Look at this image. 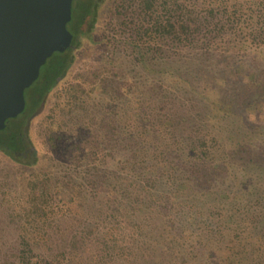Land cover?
I'll use <instances>...</instances> for the list:
<instances>
[{"label":"trees","instance_id":"obj_1","mask_svg":"<svg viewBox=\"0 0 264 264\" xmlns=\"http://www.w3.org/2000/svg\"><path fill=\"white\" fill-rule=\"evenodd\" d=\"M99 19L103 23L99 28L100 37L95 38L93 31ZM66 28L71 34L69 45L63 50L52 51L44 59L36 77L23 88V108L14 116L5 117L3 126L0 127V151L13 161L28 167L34 166L38 161L28 134L30 117L36 113L48 91L66 74L77 46L83 42L101 41L111 58H130L133 69L151 71L154 65L164 67L175 64L171 69L177 71L180 70L179 64L189 65L195 58L220 54L219 50L239 48L244 53L247 49L264 44V0H71ZM167 73L174 76H169L170 82L167 84H162L164 82L159 78L162 83L157 86L160 97L158 104L163 109L164 100H167L170 108L153 116L158 121L154 128H157L156 131L151 137L145 133L128 132L127 148L122 150L123 158H118L121 164H110L109 176L113 181L110 184L111 192L116 194L113 193L111 198L96 199L94 202L98 208L95 211L90 210V202L82 205L86 211L79 219V225L76 229L69 228L68 231L73 230L64 237L65 234H57V228L62 227L50 224L43 216L46 215L44 208L55 213L57 203L51 199L52 189L66 181L52 183V173L48 166L39 172L30 171L24 183L28 190L25 205L27 209H24L23 215L14 212V207H10L8 212L9 219L18 226L16 240L22 241L13 246L0 247V264H86L83 263L84 258H88L89 264H125V261L126 264L128 261L132 264V257L136 258L134 264H153L148 260L149 255L154 257V261L161 258L160 264H172L162 246L167 244L166 237L170 241L177 236L182 240V232L193 234L197 241L211 238L222 228L232 233H241L245 238H249V232L257 228L259 231L256 234L264 236V211L251 209L254 203L262 206L264 195L255 196L256 189L247 179L253 178L252 175L249 177L251 171L256 172L254 176L257 178L264 176V124L260 125L262 129L256 134L245 131L244 135H237L235 131L228 129L223 133L220 126L214 127L212 123L204 121L206 128L196 133L198 131L191 129L192 122L197 119L191 118V107L184 109L174 103L186 91L178 83L179 77L184 78L183 73L181 74V70L176 74L174 71ZM234 74L231 70L229 78ZM239 76L244 85L249 83V73ZM114 78L117 80L115 74ZM142 80L144 81L138 79ZM98 81L93 78L89 82H95V85ZM106 83H103L104 90ZM113 88H116L115 85ZM101 90L99 96L113 97L109 91L106 90L104 94L103 89ZM200 91L204 92L202 88ZM227 94L229 93L226 92L225 96ZM240 97L247 105L253 101L245 96ZM146 106L140 102L138 107L147 116L146 113L150 110L145 109ZM179 109L185 110L186 114L183 115V111ZM221 109L230 114L229 110ZM138 112L137 110L136 114ZM231 117V125L234 118L237 122L242 121L239 117ZM225 120L223 127L227 128L230 121L226 117ZM221 135L224 137V144L220 143ZM238 142L241 146L239 150L236 147ZM86 153L85 150L78 149L71 153V159L82 160ZM90 155L96 162L101 159L100 150H92ZM110 156L113 159L111 153ZM225 157L233 161L230 167L234 171L225 172L217 164ZM238 164L241 168L236 172ZM97 169L95 166L82 168L81 177L86 174L94 178L103 176ZM218 170L224 175L232 176L235 181L242 179L239 182L242 184H245L246 179L251 185H245L243 190L238 189L232 195H225L226 202H222L223 191H212L209 188L211 184H218L215 183L218 181L215 174L220 175ZM82 186L84 187V180H80L78 189ZM34 189H38L37 194L33 193ZM170 198L177 202V209L171 207L168 210L170 205L167 202H170ZM240 199H244L242 217L235 223L233 202L238 203L242 201ZM194 213L206 214L205 220L200 221L202 226H198ZM89 214L93 217L90 218ZM164 214L169 219L188 214L185 217L188 223L180 226L181 234L178 233L177 236L166 232L169 229H165L164 225L168 220L162 221L161 227L158 224L161 242L160 247L155 249L148 240L158 242V239L147 236L146 218L152 220L154 216L164 217ZM109 216L117 217L114 218L116 221H112L117 223L116 227L105 226L104 218L107 220ZM36 222H40L41 226ZM93 222H103V230L94 227ZM23 223L30 224L32 231H29V235H26ZM110 230L121 232V235L115 238ZM57 238L65 240L66 244L53 243ZM28 239L32 242H28Z\"/></svg>","mask_w":264,"mask_h":264},{"label":"rangeland","instance_id":"obj_2","mask_svg":"<svg viewBox=\"0 0 264 264\" xmlns=\"http://www.w3.org/2000/svg\"><path fill=\"white\" fill-rule=\"evenodd\" d=\"M102 23L103 20L99 19L95 25L93 31L95 38L100 37L99 28ZM235 49L230 51L219 50L220 54L204 55L193 59L189 65H178L184 77H179L178 83L183 85L182 87L186 91L181 94L179 100L175 99L174 103L184 109L188 106L191 107L193 112L191 118H197L195 122H192L191 129L198 131L196 133H200L201 129L206 128L203 125L204 121L207 124L212 123L214 127L220 126L223 133L228 129L235 131L237 135H244L245 131H251L253 135L262 129H260V125L264 124V44L257 48L247 49L244 53L239 48ZM73 55V62L66 74L48 91L42 104L28 122V134L38 156L37 163L28 167L13 161L0 151V247L13 246L22 241L16 240L18 226L9 219L8 212L11 210L10 207H14V212L23 215L24 209H27L25 205L28 200V190L24 183L30 171L39 172L48 166L52 173L50 175L52 183L58 182L60 184V182L66 181L64 184H60L58 188L52 189L51 199L56 200L57 203L55 213L44 208L46 215L43 216V219L49 220L50 224H58L62 227L57 228V234H61V236L65 234L64 237H66L71 233V230L76 229L79 225V219L85 214L86 208L82 205L90 202V210L95 211L98 208L97 203L94 202L96 199L111 198L115 193L111 192L110 184L112 185L113 181L109 176L108 169L111 167V163L121 164L118 158H123L122 150L127 148L126 134L128 132L133 134L145 133L151 137V134L156 131L157 128H154L158 123L153 119V116L170 108L168 101L164 100L163 109H160L157 86L158 83H162L159 82V78L164 82L162 84L170 82L169 76L174 75L167 73L168 71H174L175 74L180 72L179 69L177 71L171 69L176 66L175 64L164 67L154 65L151 71L140 68L133 69L130 58L126 56L111 58L112 56L101 44V41L83 42L74 49ZM231 70L235 74L229 78ZM246 73H249V83L244 85L239 75ZM114 74L117 80L114 78ZM93 78L99 80L95 85V82L93 84L89 82ZM112 78L116 81L115 84ZM138 79H144V81H138ZM105 82H107V86L104 90L102 87H104L103 83ZM114 85L115 89L113 88ZM201 88L204 90L203 93L200 91ZM101 89H103L104 94L106 90L109 91L113 97L99 96L100 92L102 93ZM226 92L229 94L225 96ZM240 95L245 96L248 100L253 99V101L247 105L242 102ZM140 102L147 105L145 109L150 110L149 113H146L147 116L138 107ZM171 104L173 105V103ZM173 107H171V111ZM221 108L229 110L230 114L222 111ZM137 110L139 111L138 114H136ZM182 111L185 115V110ZM231 116L239 117L242 121L237 122L234 118V123L231 125ZM219 117L224 118L219 119ZM225 117L230 121L227 128L223 127L226 122ZM221 137L222 142L220 141V143L224 144V137L222 135ZM236 147L238 150L241 147L239 142ZM68 149L70 151L66 152L65 150ZM78 149L85 150L87 153L82 160L74 161L71 159V153ZM92 150L101 151L99 161L96 162L90 155ZM110 153L113 159L110 158ZM232 162L225 157L217 164L222 166L225 172H230L234 171L230 167ZM91 166L97 167L103 176L94 178L90 174H86L85 177H81V169ZM240 168L239 165L235 171L237 172ZM213 170L216 171L217 169ZM219 172L220 175L215 174L218 179L215 183L218 184H211L209 188L212 191H223L222 202H226L225 195H232L238 189L243 190L245 185L249 186L250 183L256 189L255 196L264 195V176L255 177V171L249 173V177L250 175L253 176V178H247L250 183L244 179L245 184L239 183L242 179L235 181L231 178L232 176L224 175L222 171ZM80 180H84V187L78 189ZM37 192L38 189L33 190L34 194ZM167 195L169 196L168 193ZM185 196L189 197L186 193ZM240 200L242 201L238 203L233 202L235 223L242 217L243 210L241 208L244 199ZM262 202V206L254 203L251 207L252 211H264L263 198ZM167 204L170 205L168 210L172 209L171 207L178 208L174 199L170 198V202ZM220 212L224 213L223 210ZM194 214L198 226H202L200 221L205 220L206 214ZM89 215H91L90 218L93 217L92 214ZM158 216H154L152 220L146 218L147 236H154L158 239V242L156 240L149 242L148 240V243L155 249L160 247L159 238L161 236L158 237L160 233L158 227L162 221L168 220L164 226L170 232H166L170 235L175 233L176 236L178 233L181 234L180 226L186 225L185 222H187L185 215L173 216L172 219H169L167 214H164V217ZM114 218L117 217L109 216L107 220L104 218L105 226L116 227L117 223L112 222L116 221ZM36 223L41 226L40 222ZM92 224L94 227L102 229L103 222L102 224H95V222ZM22 225L26 235H29V231H32L30 224L23 223ZM69 228L73 229L68 231ZM256 231L259 229L253 228L249 232L250 237L245 238L241 233H232L222 228L211 238L199 241L194 240L193 234L182 232V240H179L178 236L173 241L166 237L165 243L167 244L162 246V249L167 252V259L172 264H264V236L256 234ZM110 232L115 238L121 235V232H114L113 230ZM202 238L204 239V237ZM28 242L32 241L28 239ZM47 242L52 243L51 241ZM53 243L66 244L65 240L61 241L58 238ZM209 246L210 248H208ZM149 256L148 260L152 261L153 264L161 263V258L154 261V257ZM135 259L134 257L131 258L132 264H134ZM119 260L123 261L120 258ZM83 263L89 264L88 258H84Z\"/></svg>","mask_w":264,"mask_h":264},{"label":"water","instance_id":"obj_3","mask_svg":"<svg viewBox=\"0 0 264 264\" xmlns=\"http://www.w3.org/2000/svg\"><path fill=\"white\" fill-rule=\"evenodd\" d=\"M71 0H0V127L24 105L23 88L71 34L65 23Z\"/></svg>","mask_w":264,"mask_h":264},{"label":"flooded vegetation","instance_id":"obj_4","mask_svg":"<svg viewBox=\"0 0 264 264\" xmlns=\"http://www.w3.org/2000/svg\"><path fill=\"white\" fill-rule=\"evenodd\" d=\"M67 21H68V20H67ZM67 21H66V22H67ZM65 26H66V23H65Z\"/></svg>","mask_w":264,"mask_h":264}]
</instances>
